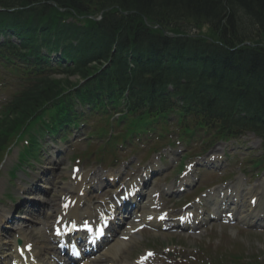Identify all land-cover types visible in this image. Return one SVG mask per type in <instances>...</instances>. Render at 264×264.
<instances>
[{"label":"trees","instance_id":"obj_1","mask_svg":"<svg viewBox=\"0 0 264 264\" xmlns=\"http://www.w3.org/2000/svg\"><path fill=\"white\" fill-rule=\"evenodd\" d=\"M42 1L56 2L78 14H96L103 9L116 7L105 15L102 22H93L109 36L98 34L101 30L93 28L91 31L94 34L84 35L81 49L91 46L96 39L104 45L121 31L123 38H119L121 43L118 45V54L122 57L116 70L121 78L124 81L129 79L127 57L136 58L140 66L154 63L155 71H160L155 77H161L158 89H167L169 83H173L176 93L187 105L193 103L200 107L206 116H225L228 105L233 102L227 100L226 91L230 89L219 91L213 88L207 75L212 63L207 55L213 60L217 58L210 49L220 52L217 54L219 57L221 53L224 54L223 50L200 37L168 38L162 30L149 28L143 16L148 17L152 24H159L163 29L176 33H190L207 25L214 35L227 37L224 38L227 43L234 39L261 40L259 32L264 31V0H0V7L26 5L31 6L28 12L38 13L41 10L51 13L52 5ZM119 9L134 13L123 16ZM2 23L0 14V26ZM65 31L59 30V34H70L67 32L73 29L66 28ZM251 52H247L250 58L253 54ZM255 61L261 60L256 58ZM53 82L49 77L38 78L32 87L5 107L0 117V148L9 139L16 138L26 121L52 96ZM215 96H219L220 100ZM244 105L248 104L244 102Z\"/></svg>","mask_w":264,"mask_h":264},{"label":"rangeland","instance_id":"obj_2","mask_svg":"<svg viewBox=\"0 0 264 264\" xmlns=\"http://www.w3.org/2000/svg\"><path fill=\"white\" fill-rule=\"evenodd\" d=\"M146 20H147V22L152 24L150 19L147 18ZM8 91L9 90L7 89V91L5 93H10V91L9 92ZM173 118L175 119L176 117L174 116ZM246 138H248V136ZM246 138H243L242 140L244 141V139H246ZM114 140H115V138L112 139V142L110 144L103 145V147H106L108 149V151L113 152V147H114V143H115ZM237 142H238V140L235 142V144ZM93 143L94 142H91V143H88V142L77 143L75 151H77V152L81 151L82 153H84V152H92L94 150L96 151L97 147L96 146H92ZM99 143H103V141L99 140ZM239 143H241V142H239ZM233 145L234 144H232V143L230 144L229 143V146H233ZM103 147H101V148H103ZM71 154H73V150H71L69 148L67 150V154H66L67 159H65V160H67V162H68V155L71 156ZM16 155H17V153H16ZM96 159L97 160L99 159V154H98L97 151L89 159L84 161L85 164H80V165H81V167L82 166L86 167V166L92 165V164H94V161H96ZM59 160L62 161V158L58 159V161ZM67 162L64 165L65 168L62 171L59 172L60 177H62V179H65L68 176V169L70 168V165L68 167L67 166ZM44 165H46V163ZM9 166H10V162L5 164V166L3 167L2 177H5V181L1 184L3 190L8 185L6 171H7ZM41 170H43V169H41ZM44 178L47 179L46 176H44ZM54 194H55V196L57 194V189L56 188H54ZM0 196H1V191H0ZM1 203H2V199H0V204ZM37 236L44 237L43 232H38ZM236 236H237L236 229H234L232 227H224V226L220 225V226L214 227L213 229H210L207 233H204V234L196 236V237H190L188 239V241H186V239H181L182 237L181 238H177L176 241L183 242V243H189L190 245H193L194 247L203 246V247H205L207 249H212L213 248L214 250H217V251L221 250V251H224L227 254H230V255L233 256L234 254L237 255L239 253V251L241 250V248L237 244ZM209 238H211L212 243L208 242ZM156 239H159L161 241H168V240H170V239L172 240L174 238H172L171 236L165 237L164 235H159L157 237L154 236L153 238L149 239V241L151 243H153V241H155ZM219 242H222L220 247L219 248H214L213 246H215ZM205 243H207L208 245L205 246L204 245ZM242 249L248 251V253L253 255V256H262V257H264V254H263L264 253V235H261L259 233H251L250 235H247V236L244 235V242L242 244Z\"/></svg>","mask_w":264,"mask_h":264},{"label":"bare ground","instance_id":"obj_3","mask_svg":"<svg viewBox=\"0 0 264 264\" xmlns=\"http://www.w3.org/2000/svg\"><path fill=\"white\" fill-rule=\"evenodd\" d=\"M42 201H44V203L46 204V205H49V206H54V205H56V199H54L53 201H51V202H46L44 199H42ZM20 235L23 237V239H30V237H29V235L23 230H21L20 231ZM119 243H121V241L120 240H118L117 239V241L115 242V243H113V244H111L108 248H107V250H105V252H104V255H108V254H111L113 257H120V255H121V252H120V250H119V248H118V245L117 244H119ZM12 245H14V243H12L10 246H12ZM6 246V245H5ZM39 247H41L40 245H39V243H37V248H39ZM47 251H48V249H47V247H41V254L36 250V252L39 254V257H37V260H38V258H40L41 259V261H42V263L43 264H53L51 261H48V262H46L45 261V254L47 253ZM0 254H1V256L3 257V258H7L10 254H12V257H14V255H13V253L12 252H10V251H8V250H3V249H1L0 248ZM50 260V259H49ZM38 263H39V261H38ZM29 264H35V263H29ZM40 264V263H39Z\"/></svg>","mask_w":264,"mask_h":264},{"label":"snow or ice","instance_id":"obj_4","mask_svg":"<svg viewBox=\"0 0 264 264\" xmlns=\"http://www.w3.org/2000/svg\"><path fill=\"white\" fill-rule=\"evenodd\" d=\"M252 203L254 204V203H255V201H252ZM149 255H151V253H150Z\"/></svg>","mask_w":264,"mask_h":264}]
</instances>
